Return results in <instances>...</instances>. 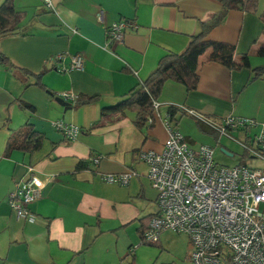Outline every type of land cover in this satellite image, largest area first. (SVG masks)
I'll return each mask as SVG.
<instances>
[{
	"label": "crops",
	"instance_id": "0c3cea01",
	"mask_svg": "<svg viewBox=\"0 0 264 264\" xmlns=\"http://www.w3.org/2000/svg\"><path fill=\"white\" fill-rule=\"evenodd\" d=\"M6 1L0 0V7ZM13 6L18 14L15 28L0 36V53L10 63H0V264H188V244L174 252L168 231L155 245L142 243L143 232L158 213V193L139 155L163 150L169 106L184 112L178 113V130L193 148L207 145L216 150L222 139L201 132L196 115L184 109L216 123L233 116L264 124V77L251 81L250 69L230 70L209 49L199 59L196 90L189 92L172 80L165 83L153 123L148 116L138 126L136 108L104 109L145 82L164 56L184 52L202 23L222 11V4L55 0V10L49 11L42 0H13ZM100 11L105 13L104 24L98 21ZM120 20L135 23L137 29L122 43L109 42L107 27ZM263 30L264 0H258L253 13L230 11L206 39L234 46L235 60L248 54L251 67L257 68L264 66L259 55ZM63 53L82 54L84 68L59 72L57 68L71 63L70 56L62 63L51 60ZM64 92L95 101L85 106L66 101L64 107L57 101ZM57 120L80 127L78 139L66 140L53 127ZM26 124L44 136L43 147L34 153L8 151L10 137ZM236 133L241 140L235 133L231 137L241 144L246 135ZM223 150L235 156L228 147ZM97 157L98 165L92 162ZM250 158L243 151L239 164L264 170V163L251 165ZM30 166L45 182L43 198L31 206L35 222L17 218L9 204L10 193ZM129 171L136 176L128 186L102 180ZM260 210L264 213V205Z\"/></svg>",
	"mask_w": 264,
	"mask_h": 264
},
{
	"label": "built area",
	"instance_id": "2783aa9c",
	"mask_svg": "<svg viewBox=\"0 0 264 264\" xmlns=\"http://www.w3.org/2000/svg\"><path fill=\"white\" fill-rule=\"evenodd\" d=\"M49 11H54L55 0H42ZM104 11L98 21L105 23ZM137 25L129 21L113 22L107 27L109 42L122 43ZM74 33L77 31L74 30ZM70 56L68 66L57 68L61 73L82 70V54H59L52 63H62ZM65 101L76 103L79 97L70 92L57 95ZM159 101L153 102L154 118L161 109ZM180 108V107H179ZM182 108V107H181ZM196 115L201 122L217 133L218 137L243 132L246 139L241 145L252 159L264 161V124L251 118L229 116L216 123ZM150 117L149 122L153 123ZM168 138L162 151H142L139 158L148 168V178L158 193V213L154 215L142 234V243L157 244L165 231L188 236L192 250L190 264H264V170L236 165L222 166L214 159L215 150L201 145L193 148L186 137L175 129L169 116L165 120ZM53 127L66 140L74 142L82 129L64 120L53 122ZM93 163L99 164L100 158ZM135 171L108 174L102 180L108 184L128 186ZM50 180V179H49ZM45 182L34 167L9 195V204L17 218L35 222L37 217L31 206L44 195Z\"/></svg>",
	"mask_w": 264,
	"mask_h": 264
},
{
	"label": "trees",
	"instance_id": "16d2710c",
	"mask_svg": "<svg viewBox=\"0 0 264 264\" xmlns=\"http://www.w3.org/2000/svg\"><path fill=\"white\" fill-rule=\"evenodd\" d=\"M223 8L219 14L212 19L202 23L201 32L191 37L189 45L184 52L179 54L170 53L164 56L151 76L140 83L128 94L125 99L114 107L104 109V113L123 112L125 109L136 108L138 110V121L136 124L142 125L146 122L147 117L154 118L153 102L158 101L163 87L167 81H175L184 85L187 90L194 91L199 83L198 67L199 59L209 50L212 49V56L215 60L225 65L230 70H240L248 68L252 71L251 81L264 77V66L252 68L250 65L249 55L241 56L239 60L234 59V46L207 40L210 31L224 23L230 11L238 10L242 12L253 13L256 11L258 0H218ZM18 19L15 12L13 0H7L0 7V36L12 32ZM264 34V30H263ZM259 55L264 57V45L259 50ZM0 63L10 64L6 56L0 53ZM16 69V67H15ZM17 72L21 71L27 75L28 72L17 67ZM41 78V76H39ZM38 77V78H39ZM95 98H79L74 106H85L93 103ZM178 113L184 112L177 106L168 107V116L174 128L178 130L179 118ZM182 116V115H181ZM149 117V118H150ZM197 117V116H196ZM198 119L199 129L203 133L214 132L208 126ZM216 135L217 133L214 132ZM218 137V135H217ZM44 145V136L36 132L34 127L26 124L16 131L9 140L8 151L18 150L26 153H34L41 150ZM247 154V152H245ZM244 165V164H241ZM146 245H155L148 244Z\"/></svg>",
	"mask_w": 264,
	"mask_h": 264
},
{
	"label": "rangeland",
	"instance_id": "374dc122",
	"mask_svg": "<svg viewBox=\"0 0 264 264\" xmlns=\"http://www.w3.org/2000/svg\"><path fill=\"white\" fill-rule=\"evenodd\" d=\"M79 97V96H78ZM234 136L237 137V139L241 140L236 132H234ZM233 134V133H232ZM222 142L215 150L214 159L216 163L222 166H228V167H234L236 165H239V161L241 158V155L244 151L242 145L237 142L233 137L230 136H223L221 137ZM244 139V138H243ZM224 147H228L231 151L235 153L234 157H228L224 152L222 151ZM251 165L254 164H263L264 161L258 160V159H248ZM255 161V162H254ZM244 162H247V159H244ZM262 162V163H261ZM170 233L167 234V241L170 245V248L175 252H181L185 245L188 244V254L190 255V252L192 250V246L190 244L189 238L186 235L178 234L172 231H168ZM190 247V249H189ZM188 264L189 261H188Z\"/></svg>",
	"mask_w": 264,
	"mask_h": 264
},
{
	"label": "water",
	"instance_id": "95a60500",
	"mask_svg": "<svg viewBox=\"0 0 264 264\" xmlns=\"http://www.w3.org/2000/svg\"><path fill=\"white\" fill-rule=\"evenodd\" d=\"M57 101L62 105V106H68L69 104L65 101V100H63V99H61V98H58L57 99ZM224 153H226V154H228L226 151H224V150H222ZM228 155H230V154H228Z\"/></svg>",
	"mask_w": 264,
	"mask_h": 264
}]
</instances>
